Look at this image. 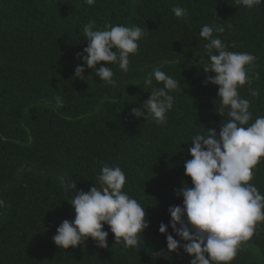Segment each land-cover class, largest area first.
<instances>
[{"label": "trees", "instance_id": "obj_1", "mask_svg": "<svg viewBox=\"0 0 264 264\" xmlns=\"http://www.w3.org/2000/svg\"><path fill=\"white\" fill-rule=\"evenodd\" d=\"M187 10L177 18L171 9ZM119 24L139 26L146 35L139 51L130 55L128 72L110 65L117 81L106 86L85 66L83 80L74 77L83 65L78 57L87 46L82 27ZM221 24L214 33L228 50L256 56L249 75L253 97L245 85L238 89L250 101L252 121L264 116V3L247 9L234 0H0V185L12 180L24 165L19 180L0 189L6 210L0 217V264H180L186 253L168 252L153 257L140 247L125 248L109 232L107 248L91 238L73 248L55 245L53 236L64 220H73L65 180L72 196L89 191L103 166H119L126 174L123 188L145 209L149 227L139 243L149 252L166 248L161 223L169 225L170 206H182L177 190L191 179L184 161L196 134L220 131L230 118L220 116L218 86L205 83L207 61L200 37L204 24ZM230 26V27H229ZM107 66L106 62L97 65ZM159 68L180 83L171 92L174 107L167 123L130 114L150 96L144 80ZM153 86L160 87L153 78ZM60 95L64 106L57 108ZM35 170L58 172L38 174ZM250 183L264 194V158L253 169ZM65 177V179H64ZM75 186V187H74ZM74 187V188H73ZM0 200V210L2 209ZM167 234L173 233L168 227ZM184 242V241H182ZM249 244L259 250L238 251L231 264H264V223ZM189 256L185 264H190Z\"/></svg>", "mask_w": 264, "mask_h": 264}, {"label": "clouds", "instance_id": "obj_2", "mask_svg": "<svg viewBox=\"0 0 264 264\" xmlns=\"http://www.w3.org/2000/svg\"><path fill=\"white\" fill-rule=\"evenodd\" d=\"M96 0H85L89 6ZM234 3L252 9L264 0H234ZM171 11L177 18H183L187 10L174 6ZM230 27V26H229ZM82 37L87 46L78 57L83 65L75 68L74 77L83 80L85 66L94 70L106 86L115 88L117 81L110 65H116L128 72L130 55L139 51V41L145 37L139 26L126 27L107 23L103 28L89 21L82 29ZM221 24H204L200 37L205 39L207 61L202 64L206 76L205 83L218 86L217 97L220 116L225 112L230 118L221 123L217 134L215 129H207V135L196 134L191 138L188 149L191 159L184 161L185 175L191 179L177 190L182 195V206H170L169 225L176 237L167 234L169 225L161 223L159 232L166 234L169 252L180 249L190 257V264H231L238 251L251 250L259 253L249 244L258 228L264 223V194L250 183L253 169L264 158V116L252 121L249 111L250 101L242 98L238 89L248 86L251 96L259 95L251 87L253 77L260 78L258 72L249 75L256 56L248 52H233L214 33H223ZM106 62L107 66L97 65ZM153 78L160 87L153 86ZM144 84L151 88L150 96L139 107H133L130 114L144 121L152 120L159 125L167 123V114L174 107L171 92L178 90L179 81L159 68L145 78ZM57 108L64 106L60 95L54 97ZM89 191L75 193L69 201L74 209L73 220H64L57 228L53 241L62 249L77 247L91 238L100 248H107V225L115 242L125 248H137L141 235L149 227L146 209L123 188L126 174L119 166L105 165ZM75 187V186H74ZM73 187V188H74ZM184 241L186 243H181Z\"/></svg>", "mask_w": 264, "mask_h": 264}, {"label": "water", "instance_id": "obj_3", "mask_svg": "<svg viewBox=\"0 0 264 264\" xmlns=\"http://www.w3.org/2000/svg\"><path fill=\"white\" fill-rule=\"evenodd\" d=\"M34 169L33 167L29 166V165H24L22 167V169L19 171V173L10 181L6 182V183H3L0 185V189H2L3 187H6V186H9V185H12L13 183H15L17 180H19L21 178V176L24 174V172L27 170V169ZM38 174H43V175H60V173L58 172H51V171H41V170H35ZM65 179V177H64ZM65 183H66V191H67V195L69 197V199L71 200L72 199V193H71V187L69 185V183L65 180ZM98 190H102L101 188L98 187ZM3 206H2V209L0 210V217L4 214L5 210H6V202L0 198ZM182 244L183 243H186V242H182L180 241ZM138 246L140 247V249H142L144 252H146L148 255L150 256H153V257H161L163 255H165L166 253L169 252V250L166 248L162 249L161 251L159 252H156V253H151L149 251H147L140 243L138 244ZM189 258V255L186 253V256L184 257L183 261L180 263V264H185L187 262Z\"/></svg>", "mask_w": 264, "mask_h": 264}]
</instances>
